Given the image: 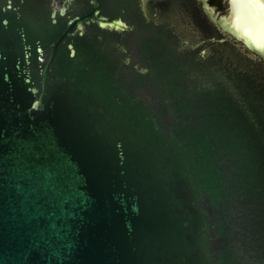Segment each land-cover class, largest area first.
Listing matches in <instances>:
<instances>
[{"label":"water","instance_id":"1","mask_svg":"<svg viewBox=\"0 0 264 264\" xmlns=\"http://www.w3.org/2000/svg\"><path fill=\"white\" fill-rule=\"evenodd\" d=\"M202 1L0 0V264H264V0Z\"/></svg>","mask_w":264,"mask_h":264},{"label":"flooded vegetation","instance_id":"2","mask_svg":"<svg viewBox=\"0 0 264 264\" xmlns=\"http://www.w3.org/2000/svg\"><path fill=\"white\" fill-rule=\"evenodd\" d=\"M192 0H173V6H176L178 8V11L176 14L178 15V18L184 20V22H187L188 20L191 22L192 17L190 13V5ZM193 2L196 4V8L200 10V14L202 19L205 18L204 15L207 14V11L205 10L203 4L204 2L202 0H193ZM207 5H210L211 7H217L220 6L221 3H223V0H205ZM205 22V20H204ZM200 33L204 34V31L199 30ZM202 34V35H203Z\"/></svg>","mask_w":264,"mask_h":264}]
</instances>
